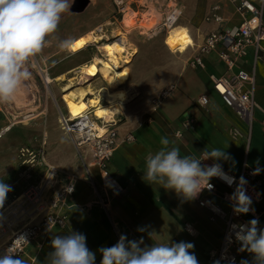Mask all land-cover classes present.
Instances as JSON below:
<instances>
[{"label": "crops", "instance_id": "crops-1", "mask_svg": "<svg viewBox=\"0 0 264 264\" xmlns=\"http://www.w3.org/2000/svg\"><path fill=\"white\" fill-rule=\"evenodd\" d=\"M251 1L256 5L261 3V0ZM214 4L220 5L219 14L224 18L221 23L206 19ZM179 5L185 14L180 17L178 23H182L189 29L194 41L183 58L173 57L164 49L162 52L148 51L142 47L132 58V75L128 82L133 90H137L140 97L123 107L126 114L125 121L118 126L119 144L109 169L126 186V191L111 200L109 213H105L95 203L96 189L91 187L88 181V178H93L98 189H101L98 167L95 164L80 165L74 161V158L71 161L68 159L65 161L63 158L65 151L75 145L65 134L61 125L64 134L57 127L56 122H47L48 126L44 129V135L37 144L31 145L34 148L44 147L48 162H59L69 166V172L75 175L78 181L75 194L67 199L65 205L68 215L67 227L65 229L56 227L28 244L25 254L20 257L25 264H46L47 254L52 251L51 239L56 235H66L71 230L86 236L88 248L96 254V264H100L102 258L98 249L114 245L121 234L126 235L129 240L142 238L143 244L149 246L153 243L191 242L194 244L193 251L199 264H213L210 252L221 241L224 219L213 221L209 218V211L201 207L197 199L184 201L174 191L145 181L143 179L145 159L150 152H155L160 147V138L166 136L174 146L179 147L181 155L191 154L199 157L201 151L206 148L209 150L222 148L235 161L234 167L231 161H222L224 169L239 173L246 160L251 167H259L261 169L259 173L264 174V52L262 59H259L256 64L257 108L247 147L249 131L247 122L225 104L222 97L214 90L210 77L211 74L220 76L225 73L224 63L220 61L216 52L206 55L204 68L193 69L189 63L196 52L197 45L203 41L207 33L235 27L241 23L243 16L238 13L230 0H180ZM94 25V20L85 22L79 28L77 27L69 39L72 42L75 41L93 30ZM170 34L179 43L175 51L189 42L188 37L177 34L175 28L168 32L166 40ZM253 58L252 49L234 70L252 67ZM68 61L70 63L64 65L65 61L56 70L58 77L73 71L77 73L81 66L95 64L94 59L87 62L83 52ZM95 81L92 84L96 90ZM170 85H175L174 91L157 107H154L153 99ZM96 92L98 93V90ZM104 94L106 96V91ZM117 95L116 101H128L123 97L124 94L118 92ZM202 95H207L209 98V103L205 107L197 102ZM98 96L102 102L103 99L99 93ZM107 99L110 101V98L107 97ZM109 101L102 103L104 108H91L96 109L95 112L102 117V112L110 105ZM67 109L75 115V111L69 105ZM145 112H148V115L145 116ZM61 113H64V110L60 108L59 117ZM119 116L117 114L114 118L119 119ZM186 116H195L196 122L190 129L185 130L181 137L176 136L175 132L181 127V121ZM148 118L152 121H148ZM234 129H238L242 136H235ZM129 133L134 135L135 140L124 141ZM211 162V160L205 161L206 164ZM40 171H35L34 177L30 180L21 176L18 179L21 180V190H18L19 193H13V191L11 193L21 194L28 183L38 178ZM211 197L223 208L229 209V204L221 198L220 194H213ZM257 208L263 209L264 201L257 205ZM245 217L249 220L254 219L249 214H245ZM259 219H264V215H261ZM187 225L195 232H191ZM141 227L145 228L144 232L138 231ZM244 260L251 261V254L247 252Z\"/></svg>", "mask_w": 264, "mask_h": 264}, {"label": "built area", "instance_id": "built-area-1", "mask_svg": "<svg viewBox=\"0 0 264 264\" xmlns=\"http://www.w3.org/2000/svg\"><path fill=\"white\" fill-rule=\"evenodd\" d=\"M180 0H170L172 5L165 15L164 26L169 28L177 24L182 11ZM235 9L243 16L241 23L230 29H217L207 33L203 41L197 45L195 54L190 58V66L200 69L206 66V55L217 53L218 58L226 67L225 73L218 76L211 74L214 90L222 97L225 104L231 107L237 115L248 124L246 146H249L254 113L257 108L256 94V64L262 59L264 52V0L256 5L251 0H230ZM123 0L119 1L122 4ZM220 5L214 4L207 20L221 23L224 18L219 14ZM254 51L253 65L250 68L234 70L237 64L243 61L249 50ZM45 72V69L41 68ZM175 85L165 88L153 99L154 107L174 91ZM198 104L205 107L209 103L207 95L198 99ZM104 118L93 115L91 109L76 116L69 113H61L60 125L68 137L73 141L78 152L82 154L87 145L92 147L93 161L99 169L101 189H98L93 178H88L90 186L96 189L95 203L105 212L109 213L111 200L124 193L126 186L110 171L111 163L116 147L119 144L118 120L104 122ZM148 121H152L148 118ZM196 122L195 116H186L181 121V127L175 132L181 137L185 130L190 129ZM99 126L105 130L100 131ZM4 132H0L2 137ZM235 136H242L238 129L233 130ZM177 136V135H176ZM135 137L129 133L124 141H133ZM205 163V161L203 162ZM212 163V162H211ZM210 163V164H211ZM209 164V165H210ZM19 174L30 180L35 171H40L38 178L28 183L19 195L4 202L0 207V253L11 247L19 257L25 254L26 247L42 235L58 227L65 229L68 225V215L65 210L67 199L75 194L77 178L72 173L62 169L56 164L50 163L45 157L44 147L34 148L22 145L18 148ZM224 169V168H223ZM244 161L239 173H233L226 169L229 176L236 181L243 176L247 181V194L251 197L254 213L248 214L254 219L258 218L259 228H264V208L257 205L264 201V174L253 172ZM210 183L214 186L211 191L204 190L196 198L198 204L209 211V218L213 221L223 218L225 221L223 234L219 245L210 252L213 264H240L244 260L247 251H240V243L235 239V233L231 230L234 224H246L249 219L245 214L237 215L233 211L229 197L236 188V183L231 186L219 178H213ZM222 187V190H221ZM220 194L221 198L229 204V209L223 208L211 196ZM191 232L193 228L187 225Z\"/></svg>", "mask_w": 264, "mask_h": 264}, {"label": "clouds", "instance_id": "clouds-1", "mask_svg": "<svg viewBox=\"0 0 264 264\" xmlns=\"http://www.w3.org/2000/svg\"><path fill=\"white\" fill-rule=\"evenodd\" d=\"M71 8L69 0H0V103L16 99L24 82L31 78L29 62L42 53L48 38L58 29L62 15ZM71 39L60 41L62 51L71 49ZM177 136L180 134L177 133ZM160 147L150 152L145 159L143 179L150 184H159L166 190L177 193L184 201H193L204 190L211 191L210 181L219 178L229 186L236 183L229 197L235 214L254 213L252 199L247 194L248 181L241 176L239 181L224 171L223 162L233 158L222 148L205 149L199 157L181 155L179 147L168 137H161ZM211 160L206 164L204 161ZM257 167L253 174H259ZM11 186L0 179V207L3 206ZM259 220L251 219L246 224H234L231 230L240 243V251H247L252 260H241L240 264H264V228ZM144 232L145 228H138ZM52 251L47 254L46 264H96V254L87 246L83 233L70 231L51 239ZM191 242L153 243L144 245L143 239L129 240L121 234L110 247L98 249L100 264H199ZM0 264H25L11 251V247L0 253Z\"/></svg>", "mask_w": 264, "mask_h": 264}, {"label": "rangeland", "instance_id": "rangeland-1", "mask_svg": "<svg viewBox=\"0 0 264 264\" xmlns=\"http://www.w3.org/2000/svg\"><path fill=\"white\" fill-rule=\"evenodd\" d=\"M119 1L121 0H69L71 8L62 15L57 31L48 38L49 42L42 53L31 58L29 62L31 78L24 82L15 100L0 103V132L5 127L11 126L0 137V179L11 186L13 193H19L18 190L22 188L21 180H18L21 177L18 167V148L21 145L31 146L37 144L38 140L44 135V129L48 126L47 122H56L57 127L61 130L58 122L59 109L64 110V113L67 112V104L64 99L65 93L62 92V88L68 81H60V77L56 75V70L65 61L64 65L70 63L68 59L80 52H83L87 62L97 56H102L106 50L112 48L111 45L118 38L116 36L122 33L120 37L128 36V48L131 52L136 50L135 53L141 47L146 48L148 51L162 52L164 49L166 53L180 59L186 54L188 47L194 43L189 29L184 27L182 23H177L169 28L164 26L165 15L170 9L169 6L172 5L170 0H123L122 4H119ZM128 9H131V19L135 23L132 26H126L123 21ZM180 10L183 17L185 13L181 6ZM93 20L94 29H97L100 25L103 26L104 36L101 42L90 43L91 45L85 47L78 38L72 42L69 51H62L59 48L60 41L69 39L77 27L79 28L85 22ZM174 28L177 34H184L189 39L188 44L181 45L178 51L175 50L178 49L179 43L173 35L170 34L166 40L168 32ZM130 57L132 56L130 55ZM131 65L132 62L129 64L130 75H132ZM41 68L45 69V72L41 71ZM75 72H70L65 76L75 79V83H77L79 78ZM46 74L53 78L52 82L47 83L45 81ZM94 86L103 99L100 103H107L109 100L104 94L107 89L105 80L98 78ZM120 91L126 94L128 101L122 103L119 101L112 102L120 105L122 109V113L118 114L120 115L117 119L118 126L125 121L126 114L123 107L140 97L137 90H133V87L129 86V82L121 87ZM148 112L150 111L148 110ZM148 112H145V116L148 115ZM27 115L30 116L27 117ZM93 115H95L94 112ZM64 155L65 161L66 159L71 161L74 158V161L80 165L86 163L92 166L95 164L90 145L83 148L82 154L73 147L66 150ZM53 163L58 164L68 172L70 171L69 166L66 164ZM13 193L10 191L7 194L6 201L14 197Z\"/></svg>", "mask_w": 264, "mask_h": 264}, {"label": "bare ground", "instance_id": "bare-ground-1", "mask_svg": "<svg viewBox=\"0 0 264 264\" xmlns=\"http://www.w3.org/2000/svg\"><path fill=\"white\" fill-rule=\"evenodd\" d=\"M136 16L134 17L136 18ZM123 21L126 26H132L133 24H135L131 19V9H128V12L126 13ZM103 33V26L100 25L99 27H97V29H93L90 32L82 35L80 37V41L84 44L85 47H87L90 43H99L101 42V39H103ZM121 35L116 36L118 38L111 45L112 48L106 50L102 56H97L94 58V65L81 66L80 70L77 73L75 72L77 77L79 78L77 83H75V79L73 80L72 78H67L65 75L60 76V81H68L63 86L62 92L65 93L64 99L67 105H69L70 108L75 111V115H73L69 109H67L66 113L76 116L90 109L91 107L104 108V106L100 103L101 99L99 98L98 93L93 88L92 84L93 81L98 78H103L105 80V83L107 84L106 96L110 98V105L108 106L107 110L102 112V117L105 119L104 122H109L117 114L122 113L121 106L112 102L116 101L118 92L124 94L123 97L127 98L126 94L124 92H121L120 89L124 85H127L130 79L129 64L132 62V57L135 55L136 50L131 52L128 48V36L120 37ZM130 55L132 57H130ZM45 81L47 83L52 82L53 78L49 74H46ZM122 102L123 101H121V103ZM91 110L98 118H102L95 112L96 109L91 108ZM28 116L30 115H27V117ZM9 128L10 126L5 127L2 132H6L7 130H9ZM99 128L101 132L105 130L103 126H99Z\"/></svg>", "mask_w": 264, "mask_h": 264}]
</instances>
